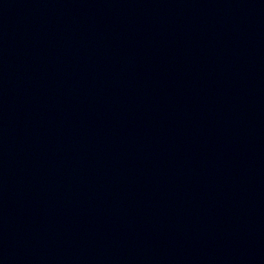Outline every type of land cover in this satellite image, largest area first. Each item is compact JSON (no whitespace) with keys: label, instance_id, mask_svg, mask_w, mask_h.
<instances>
[{"label":"water","instance_id":"1","mask_svg":"<svg viewBox=\"0 0 264 264\" xmlns=\"http://www.w3.org/2000/svg\"><path fill=\"white\" fill-rule=\"evenodd\" d=\"M0 264H264V0H0Z\"/></svg>","mask_w":264,"mask_h":264}]
</instances>
